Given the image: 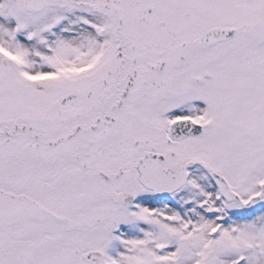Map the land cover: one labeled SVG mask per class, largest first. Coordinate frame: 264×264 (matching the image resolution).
I'll list each match as a JSON object with an SVG mask.
<instances>
[{
  "label": "snow or ice",
  "instance_id": "1",
  "mask_svg": "<svg viewBox=\"0 0 264 264\" xmlns=\"http://www.w3.org/2000/svg\"><path fill=\"white\" fill-rule=\"evenodd\" d=\"M0 264H264V0H0Z\"/></svg>",
  "mask_w": 264,
  "mask_h": 264
}]
</instances>
